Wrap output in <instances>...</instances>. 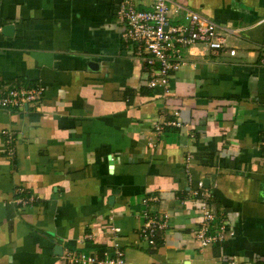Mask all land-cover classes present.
<instances>
[{"label":"crops","instance_id":"1","mask_svg":"<svg viewBox=\"0 0 264 264\" xmlns=\"http://www.w3.org/2000/svg\"><path fill=\"white\" fill-rule=\"evenodd\" d=\"M121 1L0 0V89L44 87L37 105L0 109V264L114 243L125 264H264V0H176L240 38L235 57L191 47L167 95L122 38ZM198 182L208 233L226 226L203 248ZM145 198L169 216L154 246L136 234Z\"/></svg>","mask_w":264,"mask_h":264},{"label":"built area","instance_id":"2","mask_svg":"<svg viewBox=\"0 0 264 264\" xmlns=\"http://www.w3.org/2000/svg\"><path fill=\"white\" fill-rule=\"evenodd\" d=\"M115 15L124 25L122 38L125 43L133 46L134 59L143 73L151 75L147 87L160 88L164 95L171 92V78L185 64L184 55L191 47L202 46L213 57L221 54L236 56V50L227 44V38H240L237 30L222 28L176 0H153L149 9H139L130 0H122ZM171 15L177 18V22H171ZM261 63L264 64V59ZM43 92L42 86L0 89V109L23 110L29 105H37ZM175 116L178 114L175 113ZM167 126L181 128L184 125L177 119L167 123ZM155 129L159 131L160 125H155ZM192 195L199 202L202 201L198 207L200 226L195 232L199 246L203 248L222 243L226 226L222 225L218 233H208L209 223L214 220V214L207 203L211 198L210 191L204 188L202 182H198ZM27 200L32 202L34 198L29 196ZM147 202L148 198L142 200V210L136 221V234L143 244L154 246L158 234L169 225V216L166 213L150 214L146 210ZM111 231L118 232V229L112 228ZM64 259L69 264H125L124 252L116 243L113 244L112 252L70 253ZM229 264H238L235 257L229 259Z\"/></svg>","mask_w":264,"mask_h":264},{"label":"water","instance_id":"3","mask_svg":"<svg viewBox=\"0 0 264 264\" xmlns=\"http://www.w3.org/2000/svg\"><path fill=\"white\" fill-rule=\"evenodd\" d=\"M11 30H12L11 26H6V27L3 28L4 32H6V31L10 32Z\"/></svg>","mask_w":264,"mask_h":264}]
</instances>
